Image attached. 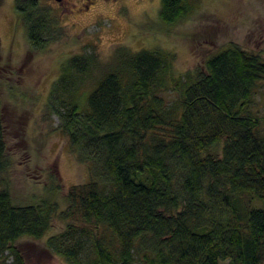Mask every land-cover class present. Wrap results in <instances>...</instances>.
I'll return each mask as SVG.
<instances>
[{"label":"trees","instance_id":"obj_1","mask_svg":"<svg viewBox=\"0 0 264 264\" xmlns=\"http://www.w3.org/2000/svg\"><path fill=\"white\" fill-rule=\"evenodd\" d=\"M16 6L43 49L57 26L51 10L39 0ZM192 10L190 0H162L160 18L172 25ZM118 52L89 86L91 56L63 65L50 108L91 179L69 189L64 210L51 200L15 206L0 188V258L24 264L16 241L43 238L60 216L66 228L47 244L69 264H264V135L254 112L264 58L231 44L206 69L176 76L173 53ZM5 147L0 120V183Z\"/></svg>","mask_w":264,"mask_h":264},{"label":"rangeland","instance_id":"obj_2","mask_svg":"<svg viewBox=\"0 0 264 264\" xmlns=\"http://www.w3.org/2000/svg\"><path fill=\"white\" fill-rule=\"evenodd\" d=\"M83 2L67 0L61 6L41 0L57 26L49 43L35 49L17 0H0V120L8 162L0 188L9 189L15 206L51 200L64 210L69 189L91 179L89 165L77 160L59 115L50 108L53 86L72 58H93L86 86L111 70L123 48L173 53L176 76L206 69L207 59L231 44L264 58V0H190L192 13L172 25L160 18L162 0H101L90 10ZM254 99L264 135V83ZM216 149L221 151L222 145ZM65 228L57 216L43 238L17 240L24 264H69L47 244ZM0 264L16 263L6 252Z\"/></svg>","mask_w":264,"mask_h":264},{"label":"flooded vegetation","instance_id":"obj_3","mask_svg":"<svg viewBox=\"0 0 264 264\" xmlns=\"http://www.w3.org/2000/svg\"><path fill=\"white\" fill-rule=\"evenodd\" d=\"M40 1V3H41V0H39ZM53 2H55L56 4H59V5H64V3L67 1V0H52ZM84 2H83V4L85 5V8L87 9V10H90V7H91V5L93 6V5H95L97 2H99V1H101V0H83ZM85 1H87L88 3L87 4H85ZM108 1H112V0H108Z\"/></svg>","mask_w":264,"mask_h":264}]
</instances>
